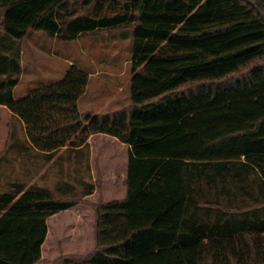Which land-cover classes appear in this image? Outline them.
Masks as SVG:
<instances>
[{"label": "trees", "instance_id": "1", "mask_svg": "<svg viewBox=\"0 0 264 264\" xmlns=\"http://www.w3.org/2000/svg\"><path fill=\"white\" fill-rule=\"evenodd\" d=\"M92 1L83 5L93 14L77 15L71 0H0L10 39L0 104L33 148L74 150L94 134L129 147L125 197L96 204L92 254L62 264H264V0ZM126 25L127 107L80 112L89 75L75 64L13 98L16 44L28 31L71 41ZM74 205L37 190L0 193V264H36L47 218Z\"/></svg>", "mask_w": 264, "mask_h": 264}, {"label": "rangeland", "instance_id": "2", "mask_svg": "<svg viewBox=\"0 0 264 264\" xmlns=\"http://www.w3.org/2000/svg\"><path fill=\"white\" fill-rule=\"evenodd\" d=\"M83 2L71 0L69 10L74 9L77 15L93 14L92 6L86 7ZM92 4L94 7V0ZM112 13L108 10L105 14ZM131 43L132 28L128 25L84 33L71 41L30 30L16 44L22 71L14 94L19 97L32 88L58 82L68 66L75 64L91 74L89 91L80 98V112L106 113L123 109L130 102ZM244 71L222 79L218 85L233 83ZM200 86H185L179 92L196 90ZM91 91L96 92L97 98H89ZM90 104L94 109L86 110ZM22 128L14 116L0 108V192L25 188L47 192L55 199L73 200L74 206L47 218V234L36 264H62L64 258L80 262L95 248L94 207L116 196L119 189L114 194L108 193L107 186L102 185L100 171L97 175L94 170L92 178L82 157L76 161L74 155L84 156L85 150L61 149L50 154L52 156H45L24 139ZM93 145L95 152H106L113 147L100 139ZM89 188L98 193L84 199L83 192Z\"/></svg>", "mask_w": 264, "mask_h": 264}, {"label": "crops", "instance_id": "3", "mask_svg": "<svg viewBox=\"0 0 264 264\" xmlns=\"http://www.w3.org/2000/svg\"><path fill=\"white\" fill-rule=\"evenodd\" d=\"M1 18H2V12L0 10V22H1ZM9 45H10V39H8V37L5 36L4 33L2 32V30L0 29V97H3L4 94L7 95V92H8V86H9L8 83H9V79H10V74H9V68H8V60H3V56L9 54ZM19 64H20L19 73L13 75V77L18 78L17 83L12 88V95H13V98L15 100H17L19 98H23L29 92L33 91L34 89H37V88H32L26 94H24L22 96H19V97L15 96V94H14L15 89L19 85V82H20L19 74H21L20 71H22V68H21L22 65H21L20 57H19ZM64 73H63V76H64ZM86 73L89 75L88 72H86ZM90 80H91V74L89 75L86 90L80 98H83L84 96L87 95L89 88H90L89 87ZM38 88H40V87H38ZM95 94H96L95 91H91V95L89 98L90 99L97 98V95H95ZM80 98L78 100V108L80 106ZM91 106L92 105L90 104V106L88 108H86V110L94 109ZM0 108L6 109L7 112H9L12 116H14L10 112V110L8 109V107L6 105L0 104ZM14 118L17 121H19L23 127L22 122L17 117L14 116ZM22 129H23V137H24V139H26L24 127ZM97 139L108 141L110 145H113L112 150L109 149V150H106V152H105L104 150L100 149L101 150L100 152H95L93 142ZM79 150H85L84 156L83 155L82 156L74 155L75 157H77V160L76 159L75 160L78 162V157H82V160L85 163L86 167L88 168V170L90 169L89 172L91 173L92 178H93V175L95 174V171L97 172V175L100 171L102 185L107 186L106 191L108 193L114 194L117 191V189H119V193L116 196H114L113 198L107 199V201L123 199L125 197V194H126V188L124 186V181H125V176H126L125 170H126V165H127L129 147L125 144L118 142L113 137L103 135V134H94V135H91L89 137V139L87 140L86 146L76 148L73 151L79 152ZM35 151L38 152L37 150H35ZM109 151H111V152H109ZM38 153H40V152H38ZM40 154H44V153H40ZM44 155L45 156H52L50 154H44ZM72 160H74V159H72ZM92 163L94 164V166ZM34 175L36 176V173H34ZM25 190H27V189H25V188L22 189V191H25ZM0 193H3V192H0ZM97 193L98 192L95 189L94 190H92V188H89L88 190L86 189L83 192L84 199L89 198L91 196H94V194H97ZM97 197H98V195L96 196V198Z\"/></svg>", "mask_w": 264, "mask_h": 264}]
</instances>
